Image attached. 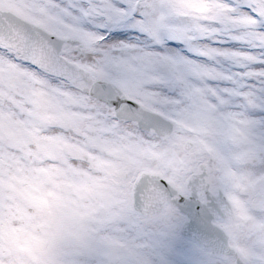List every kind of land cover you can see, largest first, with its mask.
I'll list each match as a JSON object with an SVG mask.
<instances>
[{"label": "snow or ice", "instance_id": "6c2138e0", "mask_svg": "<svg viewBox=\"0 0 264 264\" xmlns=\"http://www.w3.org/2000/svg\"><path fill=\"white\" fill-rule=\"evenodd\" d=\"M0 264H264V0H0Z\"/></svg>", "mask_w": 264, "mask_h": 264}]
</instances>
